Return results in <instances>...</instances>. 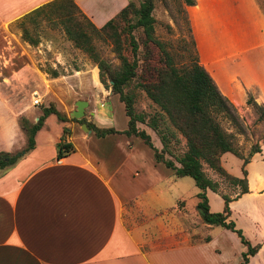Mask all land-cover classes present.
I'll return each instance as SVG.
<instances>
[{"label":"crops","instance_id":"crops-1","mask_svg":"<svg viewBox=\"0 0 264 264\" xmlns=\"http://www.w3.org/2000/svg\"><path fill=\"white\" fill-rule=\"evenodd\" d=\"M48 1L0 0V38H20L14 23ZM74 1L97 27L128 2ZM198 11L203 19V5ZM260 19L256 8L258 28ZM191 32L199 62L220 91L234 103L243 101L244 62L234 63L236 54L213 30L194 24ZM40 72L38 84L69 119L48 114L34 147L0 169V264H240L246 245L236 232L203 222L196 208L197 186L157 162L140 137L124 133L128 116L118 96L100 82L96 65L55 77ZM80 99L88 103L82 122L70 116ZM37 113L15 112L0 91V152L24 148L18 117L34 123L42 110ZM83 122L116 132L98 137L88 126L90 131L82 129ZM64 127L74 150L58 157ZM137 127L160 149L154 131L143 123ZM256 160L254 154L245 166L247 192L229 203L228 219L252 245L259 244L248 264H264V171L253 166ZM206 195L210 211H221V196L210 189Z\"/></svg>","mask_w":264,"mask_h":264},{"label":"trees","instance_id":"trees-1","mask_svg":"<svg viewBox=\"0 0 264 264\" xmlns=\"http://www.w3.org/2000/svg\"><path fill=\"white\" fill-rule=\"evenodd\" d=\"M161 1L171 11L169 1ZM155 2L156 0H128L118 13L97 27L74 0H50L26 13L14 26L20 30L21 38L30 45L39 42L37 29L43 23L53 29L58 28L67 40L88 56L99 69L100 82L105 88L110 87L123 103L128 116L124 133L140 137L153 149L154 159L164 163L176 176L193 178L198 188L196 208L203 222L236 232L247 247L242 253L240 264H248L249 256L258 251L259 244L252 245L235 222L228 219L231 213L229 203L247 192L245 166L252 155L259 151V146L251 148L247 156L240 152L235 143V135L245 132L243 118L199 62L185 8L193 6L195 0L179 1L178 11L181 12L180 16L189 35V44L182 45L180 54L181 59L187 61L180 64L170 49V43L156 35L158 22L152 13ZM165 25L171 30L169 24ZM99 37L111 43V49L119 60L118 64L101 57L94 44V39ZM45 72L52 77L59 75L53 68H48ZM142 92L157 108L151 112L136 110L135 103ZM251 101V98L246 100L248 103ZM50 113L61 121L69 119L66 112L56 108L53 102L42 108V114L34 123L30 124L26 118L18 117L19 125L26 135V144L23 149L14 153L0 152V169L12 164L34 147L35 134ZM71 119L85 121L84 118ZM137 123H143L154 131L160 141V149L154 147L150 135L144 129H139ZM87 126L98 137L116 132L112 127H97L90 122ZM67 134L69 130L64 127L56 144L58 157L74 150L73 144L66 140ZM180 136L184 143L179 146ZM226 152L242 159L243 177L229 173L222 165L221 157ZM205 168L230 180L233 185L241 184V189L234 196L222 192L219 182L210 178ZM207 189L218 193L223 199L221 211H210Z\"/></svg>","mask_w":264,"mask_h":264},{"label":"rangeland","instance_id":"rangeland-1","mask_svg":"<svg viewBox=\"0 0 264 264\" xmlns=\"http://www.w3.org/2000/svg\"><path fill=\"white\" fill-rule=\"evenodd\" d=\"M168 1L171 11L161 0L155 2L152 13L158 22L156 35L170 43V49L180 64L187 61L181 59L180 54L182 45L189 44V35L180 16L181 12L178 11L181 0ZM194 5L185 7L191 30L194 24L201 30H213L217 38L228 44L229 53L236 54L234 63L242 65L243 61L246 65V72L243 73L246 83L239 89L244 95V100L233 102L238 114L243 118L245 132L236 133L235 143L244 156L258 145L259 151L254 153L257 160L253 166L264 171V0H195ZM202 5L207 11L203 19L198 11ZM256 8L261 12L259 28L256 27ZM165 24H169L171 30ZM37 32L40 40L36 45H30L18 36H10L8 40L0 38V91L15 112L25 110L31 113V116L37 115L39 110L50 103L46 88L38 84L42 78L40 71L53 68L59 73H68L72 69L84 67L85 64H94L83 51L65 38L60 29H53L43 23ZM94 44L101 57L118 64L119 60L109 41L99 37L94 39ZM224 50L227 51L226 48ZM237 73L239 74V71ZM34 90L40 97V104H33V98L36 97L32 93ZM248 98L252 100L249 103L246 102ZM135 108L137 111L151 112L157 106L142 92ZM28 122L31 124L32 120ZM223 125L231 130L226 123ZM153 136L159 144L157 135ZM180 138L179 146L184 143V139L181 136ZM221 162L229 173L243 177L242 159L226 152L222 155ZM205 171L210 178L219 182V189L230 196H234L242 187L241 184L233 185L230 180L221 178L210 168H205ZM186 178L195 184L193 178Z\"/></svg>","mask_w":264,"mask_h":264},{"label":"water","instance_id":"water-1","mask_svg":"<svg viewBox=\"0 0 264 264\" xmlns=\"http://www.w3.org/2000/svg\"><path fill=\"white\" fill-rule=\"evenodd\" d=\"M110 83H112V81H110ZM87 104L88 103L86 100H77L75 102V108L70 112V116L77 119H81L85 114V107L87 106ZM81 127L86 131H90V129L86 125V122L81 123ZM5 159L7 158L5 157Z\"/></svg>","mask_w":264,"mask_h":264},{"label":"built area","instance_id":"built-area-1","mask_svg":"<svg viewBox=\"0 0 264 264\" xmlns=\"http://www.w3.org/2000/svg\"><path fill=\"white\" fill-rule=\"evenodd\" d=\"M32 93H33L34 96H36V97L33 98V104L34 105L40 104V97L38 96L37 91H33Z\"/></svg>","mask_w":264,"mask_h":264}]
</instances>
